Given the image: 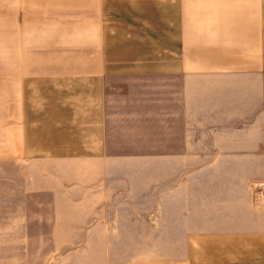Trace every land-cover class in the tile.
Here are the masks:
<instances>
[{
	"label": "crops",
	"instance_id": "crops-1",
	"mask_svg": "<svg viewBox=\"0 0 264 264\" xmlns=\"http://www.w3.org/2000/svg\"><path fill=\"white\" fill-rule=\"evenodd\" d=\"M0 160L160 204L72 264H264V0H0Z\"/></svg>",
	"mask_w": 264,
	"mask_h": 264
},
{
	"label": "rangeland",
	"instance_id": "rangeland-1",
	"mask_svg": "<svg viewBox=\"0 0 264 264\" xmlns=\"http://www.w3.org/2000/svg\"><path fill=\"white\" fill-rule=\"evenodd\" d=\"M27 165L0 160V264H72L93 248L99 228L127 229L130 221L142 228L144 219L159 216L160 204L129 202L121 181L101 199L96 186L85 191L51 176L32 179Z\"/></svg>",
	"mask_w": 264,
	"mask_h": 264
}]
</instances>
